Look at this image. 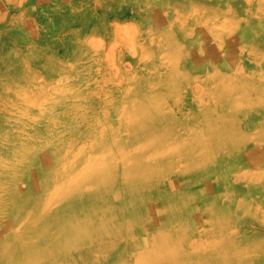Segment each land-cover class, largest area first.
Masks as SVG:
<instances>
[{
  "label": "rangeland",
  "instance_id": "374dc122",
  "mask_svg": "<svg viewBox=\"0 0 264 264\" xmlns=\"http://www.w3.org/2000/svg\"><path fill=\"white\" fill-rule=\"evenodd\" d=\"M262 169L264 0H0V264H68L93 205L264 264Z\"/></svg>",
  "mask_w": 264,
  "mask_h": 264
},
{
  "label": "bare ground",
  "instance_id": "6f19581e",
  "mask_svg": "<svg viewBox=\"0 0 264 264\" xmlns=\"http://www.w3.org/2000/svg\"><path fill=\"white\" fill-rule=\"evenodd\" d=\"M243 30H244V28H243ZM243 33H245V32H243ZM244 37H245V35H244ZM68 44L70 45L69 53L76 56L77 55L76 52L78 49L77 48L75 49L72 47V45L70 44V40H69ZM262 45L263 44H261V46ZM83 58H85V61L88 59V55L86 54V52L85 53L83 52ZM194 69H199V67H194ZM130 97H132V96H130ZM50 100H52V99H50ZM57 103H58V100H52V102L49 101V105L52 108V111H51L52 115H54V113H55L56 107L58 105ZM139 103H141V101H139ZM119 108H120V106H119ZM116 109H117V107H116ZM137 111H138V115H140V113H142L143 109L138 108ZM44 118L45 117H43V119ZM101 125H103V124H101ZM252 131H254V130H252ZM91 132H93V130ZM216 136L217 135H215V137ZM124 137H122V138H124ZM229 140L230 139L228 137H226L224 140L225 142L221 141V144L228 143ZM193 142L194 141L188 140L187 144H192ZM27 153H29L28 149H26L24 151V154H27ZM254 153H256V152H254ZM256 154L260 155L259 153H256ZM217 155H218V153H217ZM22 163L23 162H21L18 166L17 165L12 166L10 168L12 170L11 172L17 171L19 169V167L22 165ZM52 164H54V163H52ZM180 164H181V162H180ZM197 167H199V165ZM98 170H100V167L90 165V168H87L85 171L88 173H91V172H96ZM45 171H47V170H44V172ZM259 174H260L259 176L261 177L260 178L261 182L263 184L264 183V169L260 170ZM48 185H49V181H45V186H48ZM38 187H39V185H38ZM102 191H103V189H99V188H95L92 190L93 194L96 197H98V199H100V196L98 193L102 192ZM131 192H132V190H129L130 194H131ZM135 193L133 195H135ZM139 193L140 192H137V194H139ZM104 195H102V196H104ZM133 195L131 194L128 196L130 197ZM76 200H77L76 195L71 194V195H69L68 200L64 204L65 207L70 208V210L75 214H76V210H74V209H76V207H77ZM10 201H11V199H10ZM203 201H204V199H203ZM16 202H15V206L13 205L14 208H17L19 206ZM16 205H18V206L16 207ZM64 206H61V207L63 208ZM72 206H74V207H72ZM6 207H7V205H6ZM147 212L151 213V211H149V209H146L144 212L142 211L141 213H139L137 215L130 216V212L127 211L126 213L124 212V215L121 217L119 215H116L114 211L106 212V213L98 212L97 206L93 205L92 208L89 210V213L94 214L99 221H94L96 223L93 222L92 224H89L88 227L86 225V222L83 219H78L77 215H76V217L74 216V219L72 217H71L72 219L71 218L69 219V225H66L65 228H62L63 220H60V222H59L60 229L57 232V236L60 237L61 235H63L64 238L67 240V242L62 243V244H58L57 245V253H56V248H54L55 252L53 250V253H54V255L56 253L58 258H60V257L62 258L64 256V254L66 253V248L72 249L74 251V254H73V256H72V258L68 264H80V263H84V264L85 263H87V264H127V263H129V264H227V262L225 260H222V259L215 262V259L218 258L216 253L212 254V255H214L213 258H212V255H210V258H209V256L205 255L208 253V249H209L210 245L217 247L221 244L220 242H217L215 245V243L210 244L209 240H204L202 242V245L197 249H196V247H194V244H191V246L189 248L183 247L184 249L182 250L181 247L183 246V241H186L185 240L186 239L185 238V232H183L182 234L179 233V235L175 236V239H172L173 237H172L171 233H174V231L169 230L168 225L170 222L166 221V220H165L166 221V224H165L166 229H161V230L155 231L153 229L154 228V221L150 222V221L142 219V215H145ZM58 213H61V212L59 211ZM153 213H154V211H153ZM56 217L60 218L61 216H56ZM202 218H203V216H202ZM220 222L222 224H228V222L225 220H220ZM85 228L90 229L93 232V236L85 237V238L79 237L78 235H80ZM9 229H10V227H9ZM30 229H33L32 224H30V226L27 227V231L29 232ZM136 230H137V233H134ZM64 231L68 232V234H64ZM145 231L149 234L152 233L151 234L152 237H151L150 241H147L144 237L139 238V235ZM208 232L210 234H212V233L215 234V232H220V234L223 235L222 229L217 230L216 226L211 228ZM181 244H182V246H181ZM29 247L32 250L35 247V243L33 242V245H31ZM20 248H22V247H20ZM214 252H215V249H214ZM98 256H100L101 258ZM127 258L129 260H126ZM230 264H242L240 257L236 256V258L234 260L230 261Z\"/></svg>",
  "mask_w": 264,
  "mask_h": 264
}]
</instances>
